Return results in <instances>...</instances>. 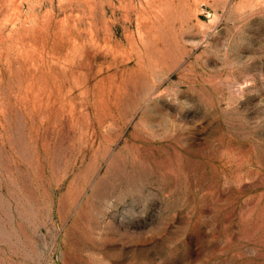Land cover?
<instances>
[{
    "label": "rangeland",
    "instance_id": "rangeland-1",
    "mask_svg": "<svg viewBox=\"0 0 264 264\" xmlns=\"http://www.w3.org/2000/svg\"><path fill=\"white\" fill-rule=\"evenodd\" d=\"M0 264H264V0H0Z\"/></svg>",
    "mask_w": 264,
    "mask_h": 264
}]
</instances>
